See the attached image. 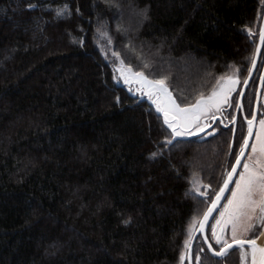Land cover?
<instances>
[{
	"label": "trees",
	"instance_id": "obj_1",
	"mask_svg": "<svg viewBox=\"0 0 264 264\" xmlns=\"http://www.w3.org/2000/svg\"><path fill=\"white\" fill-rule=\"evenodd\" d=\"M263 6L0 0V264H186L205 211L194 189L218 177L226 154L197 139L169 144L150 102L116 77L112 53L192 92L213 72L247 69ZM185 56L207 70L189 75Z\"/></svg>",
	"mask_w": 264,
	"mask_h": 264
},
{
	"label": "snow or ice",
	"instance_id": "obj_2",
	"mask_svg": "<svg viewBox=\"0 0 264 264\" xmlns=\"http://www.w3.org/2000/svg\"><path fill=\"white\" fill-rule=\"evenodd\" d=\"M61 14L58 13V15ZM260 40L264 44V33H261ZM113 56L119 58L120 53L113 52ZM120 64L123 65L124 61L120 60ZM252 67L255 68V57L252 60ZM126 71L136 77L135 82L137 84L148 86L149 91L147 94L149 98H152L153 95L156 97L154 103L160 100L163 101V106L157 104V111L163 113L164 122L172 130L173 139L186 135L190 127L199 125L201 116L207 115L213 109L222 111L223 105L232 107L229 102V95L240 84L239 69H236L233 75L228 77L227 83L221 86L220 92L214 91L206 99L202 97L197 99L194 104L181 107L166 86L165 79H149L144 72H133L130 66H126ZM117 72L124 76L125 68H117ZM124 82H128L127 76H124ZM244 83L246 84L247 80ZM137 90L139 91V89ZM240 107L242 108L243 105H240ZM245 119L247 120V138L243 139L234 166L227 173L223 186L215 193V199L203 214V220L199 222V227L203 231L212 213L221 207L219 202L224 198V193L229 189V185L233 183V177L237 176V169L242 168V171L238 173V178L235 179L234 187L227 202L218 214L219 218L215 219V224L211 227L212 238L220 245V249L212 248L211 244L208 247L212 250L214 256L222 259L227 258L233 250H237L241 253L242 264H247L248 257H250V264H264V247L257 244V238L264 235V119L258 121L259 128L255 135L253 129L256 116L252 115L251 119L247 117ZM233 123H235V118H233ZM253 136L254 142L249 145V140ZM167 142L171 144L172 140ZM249 149V154L245 158V152ZM242 160L245 161L243 164L241 163ZM194 190L200 196H207V193L200 192L199 188ZM257 212L259 213L258 216H256ZM254 217L256 224L250 223ZM257 225L261 230L255 233L256 238H242L247 236L249 232L254 231ZM229 228L231 232L230 240L225 238L226 229ZM191 242L192 237L189 234V239L185 241L186 250L190 249ZM246 245L248 246L247 251L245 250ZM184 259L185 257L182 256V264Z\"/></svg>",
	"mask_w": 264,
	"mask_h": 264
},
{
	"label": "flooded vegetation",
	"instance_id": "obj_3",
	"mask_svg": "<svg viewBox=\"0 0 264 264\" xmlns=\"http://www.w3.org/2000/svg\"><path fill=\"white\" fill-rule=\"evenodd\" d=\"M263 21L264 8L261 17L259 18V22L255 24L252 30L253 32L247 34L249 36L250 43L253 45V52L251 55L250 64L247 69L244 71L241 70V72H239L240 74L238 77L240 84H238L235 90L229 95V102L231 103L232 107L223 105L222 111H215L213 109L212 112L201 116L200 119V128L198 130H202L207 127H210V129L197 138L198 146L201 148V150H206L208 145L212 144L215 155H221V151L222 153L224 152L226 154V162L222 165V167H220L221 172L219 173L218 177H206L205 180L198 183L197 188H199L200 192L207 193L206 197L200 196L197 193L203 202L202 204L205 206V211L211 206V202L215 199V193L218 192L223 186V181L227 173L231 170L232 166H234L235 158L239 155L240 145L242 144L243 139L247 138V120L245 117L251 119L252 115L256 116V122H254L253 129L254 135L259 128L258 121L260 119H264V44L261 46L258 61L250 81L247 85L244 83L245 80H248L251 72L252 60L253 57H255L259 44ZM240 105H243V107L241 108ZM233 118H235V123H233ZM253 142L254 136L249 140V145H251ZM249 151L250 149L246 150L245 158H247ZM244 162V160L241 161L242 164ZM240 171H242V168L237 169V176L233 177V183L230 186L229 192L218 212L211 219L207 229L208 241L216 250H219L220 247L213 241L211 227L215 224V219L219 218L218 214L221 211L222 206L227 202L230 192L234 187L235 179L238 178V173ZM202 217L203 215L201 216V219ZM253 224H256V222L254 221ZM260 230L261 229L259 228V225H257L254 231L249 232L247 236L242 238H256L255 233ZM247 249L248 248L245 247L246 251ZM198 255L202 257L201 264H241V253L237 250H233L227 258H214L209 253L201 235L197 237L194 244L192 257L193 264H199V258L197 257ZM185 263L188 264L187 255Z\"/></svg>",
	"mask_w": 264,
	"mask_h": 264
},
{
	"label": "rangeland",
	"instance_id": "obj_4",
	"mask_svg": "<svg viewBox=\"0 0 264 264\" xmlns=\"http://www.w3.org/2000/svg\"><path fill=\"white\" fill-rule=\"evenodd\" d=\"M251 32H253L252 30H250L249 32H248V34L249 33H251ZM129 45H127V44H125L124 45V47H125V49H129V47H128ZM115 52V51H114ZM105 54V57H107V53L105 52L104 53ZM113 54V53H112ZM120 58H117V61H116V63L114 64L115 65V68H116V70H117V68H125V73H124V76H127L128 77V82L127 83H125L124 82V76H121V74L119 73V72H117V75H116V77H119V81L123 84V85H125L128 89H129V91L130 92H132L133 93V95L134 96H136V97H139V98H141V99H144V100H146L147 98H149V96H148V91H149V88H148V86L147 85H144V84H137L135 81H136V77H134V76H132L130 73H128L127 71H126V66H130L131 68H132V70H133V72H141V71H137V70H135V68H133V66L132 65H130V64H126V62L123 60V58L121 57V56H119ZM120 60H123L124 61V64L123 65H121L120 64ZM143 60V59H142ZM142 60L140 59L139 60V63H141L142 64ZM181 60H186L187 62H189L190 64H191V69H190V71H189V75H191L192 73L194 74V72H196V71H203V70H207V68H208V65H207V63L205 62V60H202V61H198V60H196V59H194V58H192V57H189V56H185V57H183V59H181ZM180 60V61H181ZM146 63V62H145ZM239 66V65H238ZM237 65H236V67H230V68H226L225 69V71L223 72V74H220V73H215V72H213L210 76V81L207 83V82H205V83H202V85L198 88V89H196V90H194V91H192L193 92V94L192 95H187V94H190V93H192V92H188V91H183V90H181V87L180 86H178L174 81L173 82H171V81H169L168 79H165V84H166V86L168 87V89H169V91L172 93V96L175 98V100L177 101V103H179L180 105H181V107H185V106H188V105H190V104H194L195 102H196V100L197 99H200V98H208L209 96H211L212 95V93L215 91V92H220V90H221V86L222 85H225L226 83H227V80H228V77L229 76H231V75H233V73L235 72V70L236 69H239V72H241V70H242V68H240V67H238ZM155 69V72H156V68H154ZM152 71V70H151ZM155 72H153V73H151V74H146V73H144L146 76H148V78L149 79H152V80H157V79H162V78H160ZM239 74L240 73H238V76H239ZM214 77V78H213ZM223 78V79H222ZM208 84V85H207ZM183 85V84H182ZM205 85H207L206 86V88H204V86ZM183 88H184V86H182ZM236 88V87H235ZM137 89H139V91L137 90ZM201 89H203V91L205 92V93H200V90ZM233 92V91H232ZM231 92V93H232ZM156 97H155V95H153L152 96V98H149V99H147L148 101H150V102H152V100L153 99H155ZM160 103H161V105L163 106V101L162 100H160L159 101ZM195 129H198V126H196V125H194V126H192V127H190L189 129H188V132H187V134H189V133H191L193 130H195ZM169 130L171 131V129L169 128ZM186 134V135H187ZM186 135H184V136H186ZM210 157V153H208V154H206V155H201V154H199V155H194V157H193V159H192V165H194V167L196 166V167H198V166H204V164H205V162H206V160L208 159ZM199 162H200V164H199ZM193 175H195V174H193ZM197 193V192H196ZM259 215V213L257 212L256 213V216H258ZM201 219V218H200ZM200 219L198 220V221H195L196 219H194V221H193V224H192V227H191V229H190V234H191V236H193L194 235V232H195V230H196V228H197V226H198V224H199V222H200ZM256 222V219H255V217L253 218V220L252 221H250V223H253V222ZM225 238H227V239H231V232H230V228L229 229H226V232H225ZM213 241L215 242V240L213 239ZM216 243V242H215ZM217 244V243H216ZM219 247H220V245L219 244H217ZM198 258H199V261H198V263L199 264H201V262H202V257H200V255H198L197 256ZM241 264H242V262H241ZM247 264H250V257H248V259H247Z\"/></svg>",
	"mask_w": 264,
	"mask_h": 264
},
{
	"label": "water",
	"instance_id": "obj_5",
	"mask_svg": "<svg viewBox=\"0 0 264 264\" xmlns=\"http://www.w3.org/2000/svg\"><path fill=\"white\" fill-rule=\"evenodd\" d=\"M261 33H264V21H263V24H262V28H261ZM261 46H262V43H261V40H259V44H258V47H257V51H256V54H255V67H256V64H257V61H258V57H259V53H260V49H261ZM254 70L255 68H251V72H250V75L248 77V80H247V83L246 85L248 84V82L250 81L253 73H254ZM174 98V97H173ZM149 99V98H147ZM146 99V100H147ZM156 99V98H155ZM153 99L152 102H150V104L153 106V108L155 109V112L156 114L162 118L163 122H164V116H163V113L157 111V104H160L161 103L159 101H157L156 103H154L153 101L155 100ZM175 99V98H174ZM148 101V100H147ZM162 106V105H161ZM171 118V117H169ZM165 123V122H164ZM167 125V124H166ZM168 127V126H167ZM200 128V125H198V129ZM198 129H195L193 130L191 133L187 134L186 136H182V137H176L175 139H173V134H172V130H171V134H172V142H175V141H178V140H182V141H187V140H191V139H197L198 137H200L201 135H203L206 131H208L210 129V127H207V128H204L202 130H198ZM230 186L231 184L229 185V189H230ZM229 189L224 193V198L221 199V201L219 202L220 203V206L222 205L224 199L226 198L228 192H229ZM220 208V207H219ZM219 208L216 209V211H214L211 215V217L208 219L207 223L205 224V227H204V230L201 231L200 230V227H199V224L194 232V235L192 236V242H191V247L190 249L187 250V260H188V264H193V260H192V257H193V248H194V244L196 242V239L199 235L202 236V239L209 251V253L214 257V258H217V259H221L219 257H216L213 255L212 253V250L209 249L208 245L210 244V242L208 241V238L205 239V237H207V229H208V226H209V223L211 221V219L214 217V215L218 212ZM203 220V217L200 221ZM262 235H260L258 238H257V244L259 246H262L264 247V241L262 243H258V240L261 238ZM245 247L248 248V246L246 245ZM213 248V247H212Z\"/></svg>",
	"mask_w": 264,
	"mask_h": 264
},
{
	"label": "bare ground",
	"instance_id": "obj_6",
	"mask_svg": "<svg viewBox=\"0 0 264 264\" xmlns=\"http://www.w3.org/2000/svg\"><path fill=\"white\" fill-rule=\"evenodd\" d=\"M264 241V235L261 236V238L258 240V243H262Z\"/></svg>",
	"mask_w": 264,
	"mask_h": 264
}]
</instances>
